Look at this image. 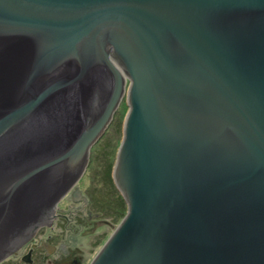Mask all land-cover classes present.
Returning a JSON list of instances; mask_svg holds the SVG:
<instances>
[{
	"label": "water",
	"instance_id": "1",
	"mask_svg": "<svg viewBox=\"0 0 264 264\" xmlns=\"http://www.w3.org/2000/svg\"><path fill=\"white\" fill-rule=\"evenodd\" d=\"M124 99L126 211L88 264H264V0H0V263Z\"/></svg>",
	"mask_w": 264,
	"mask_h": 264
},
{
	"label": "flooded vegetation",
	"instance_id": "2",
	"mask_svg": "<svg viewBox=\"0 0 264 264\" xmlns=\"http://www.w3.org/2000/svg\"><path fill=\"white\" fill-rule=\"evenodd\" d=\"M76 196L80 198L76 187H74L66 195L65 200L67 203L69 202V205L75 204L72 199ZM78 204H80L79 209L68 212L56 208L50 226H42L36 230L27 242L0 264H82V253L70 246V243L75 241L72 234L81 230L79 234L83 233L84 236L96 235L100 234L99 228H102L103 225L111 226L112 229L113 225L105 221L102 222L98 212L90 210L88 205L90 204L92 208L93 204L87 197L84 196ZM69 223H71L69 228L72 233L66 231V226Z\"/></svg>",
	"mask_w": 264,
	"mask_h": 264
},
{
	"label": "rangeland",
	"instance_id": "3",
	"mask_svg": "<svg viewBox=\"0 0 264 264\" xmlns=\"http://www.w3.org/2000/svg\"><path fill=\"white\" fill-rule=\"evenodd\" d=\"M126 109L127 104L124 99L119 103L118 108L115 110L113 120H111L112 123L107 128L105 134L90 150L88 169L76 186L77 194L80 196V198L77 196L73 197L72 201L75 202V204L70 205L68 204L69 202L67 203V200L64 198L57 205V208H61L66 212L69 210L79 209L80 204H78V202H80L84 196L87 197L90 203L95 206H100V204H104L105 200H107V203L112 202V206L115 208V203L112 201L115 195L112 193V191L110 192L109 187L106 185L107 179L105 178V170L107 162L103 160L102 157H100V153L108 155L109 165L114 163L116 150L122 136L121 128ZM88 206L92 212H96L91 208L90 204ZM97 212L99 219H102V222L105 221L108 224L111 223L113 226L118 224L119 221H114L111 217V212L106 214H103L101 211ZM113 212H115L114 209ZM70 224L71 223L67 224L66 226L67 233L71 231L69 228ZM80 231L81 230H79L76 234H72L75 241L70 243V246L75 247L79 252L82 253V264H88L96 255L98 250L102 247L106 239L112 233L113 229L111 226L103 225L102 228H99L100 234H91L92 236H84L82 235L83 233L79 234Z\"/></svg>",
	"mask_w": 264,
	"mask_h": 264
},
{
	"label": "trees",
	"instance_id": "4",
	"mask_svg": "<svg viewBox=\"0 0 264 264\" xmlns=\"http://www.w3.org/2000/svg\"><path fill=\"white\" fill-rule=\"evenodd\" d=\"M100 157H102V159L107 162L106 163V170H105V178L107 179L106 185L109 187L110 192L112 191V193L115 195L114 199H112V201L115 203L114 204L115 208L112 206V202L107 203V200H105L104 204H100V206L99 205L98 206L92 205L93 206L92 209L95 211H101L103 214L111 212V217L113 218V220L114 221L115 220L120 221L125 214L126 205H125V202L123 201L122 197L120 196V194H118V191L116 190V188L112 182L111 171H112L113 163L109 165L108 155H106L104 153H100ZM113 209L115 210V212H113Z\"/></svg>",
	"mask_w": 264,
	"mask_h": 264
},
{
	"label": "clouds",
	"instance_id": "5",
	"mask_svg": "<svg viewBox=\"0 0 264 264\" xmlns=\"http://www.w3.org/2000/svg\"><path fill=\"white\" fill-rule=\"evenodd\" d=\"M87 168H88V167H87ZM86 170H87V169H86ZM85 173H86V172H85ZM85 173H84V175H85ZM84 175H83V176H84ZM83 176H82V177H83ZM81 179H82V178H81ZM81 179H80V180H81ZM80 180H79V181H80ZM78 183H79V182H78ZM78 183L75 185V187L78 185ZM65 197H66V196H65ZM65 197H64V198H65ZM64 198H63V199H64ZM63 199H62V200H63ZM60 202H61V201H60ZM116 226H117V225H116ZM114 228H115V225L113 226V229H114Z\"/></svg>",
	"mask_w": 264,
	"mask_h": 264
},
{
	"label": "bare ground",
	"instance_id": "6",
	"mask_svg": "<svg viewBox=\"0 0 264 264\" xmlns=\"http://www.w3.org/2000/svg\"><path fill=\"white\" fill-rule=\"evenodd\" d=\"M45 227H49V226H45Z\"/></svg>",
	"mask_w": 264,
	"mask_h": 264
}]
</instances>
